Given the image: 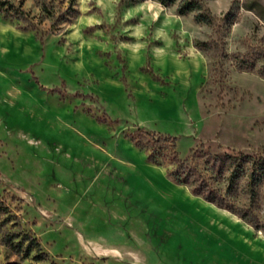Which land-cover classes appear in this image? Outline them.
Masks as SVG:
<instances>
[{
  "label": "rangeland",
  "instance_id": "1",
  "mask_svg": "<svg viewBox=\"0 0 264 264\" xmlns=\"http://www.w3.org/2000/svg\"><path fill=\"white\" fill-rule=\"evenodd\" d=\"M202 2L0 0V264H264V0Z\"/></svg>",
  "mask_w": 264,
  "mask_h": 264
},
{
  "label": "trees",
  "instance_id": "2",
  "mask_svg": "<svg viewBox=\"0 0 264 264\" xmlns=\"http://www.w3.org/2000/svg\"><path fill=\"white\" fill-rule=\"evenodd\" d=\"M161 4L163 5H171V4H177L178 5V11L181 14H186L188 12L191 11H195L196 12V18L198 20L204 21V22H208L211 23L212 22V18L210 17L209 14H207L204 10V4L202 2V0H158ZM248 67H253L255 66V62H251L248 63ZM262 74H264V72H262ZM243 160V161H242ZM240 160L239 159V163L237 164L238 167H240V170L243 171V169H249L251 168V174L253 177L258 176V178H260L261 176L264 175V156H251V155H245L244 159ZM234 163V162H233ZM246 164L250 165V166H246ZM181 174L180 173H176L173 175L174 179H180ZM182 181L187 182L188 181V177L184 176V178H181ZM194 192H199L198 189L196 187L193 188ZM207 200L216 202V203H221L219 200H217V198L214 196L213 192L208 191L205 196H204ZM19 234H12L7 236V242L9 244H11L13 247H15L16 251L21 252L23 245H24V241L22 240H18L17 242H14L16 237ZM23 238L28 241V244L25 248L26 254H30V252L33 250V247H39V242L37 241L36 238H34L33 236L29 235V234H24Z\"/></svg>",
  "mask_w": 264,
  "mask_h": 264
}]
</instances>
